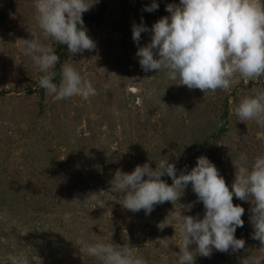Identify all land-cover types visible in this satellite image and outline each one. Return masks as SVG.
<instances>
[{"label": "rangeland", "instance_id": "rangeland-1", "mask_svg": "<svg viewBox=\"0 0 264 264\" xmlns=\"http://www.w3.org/2000/svg\"><path fill=\"white\" fill-rule=\"evenodd\" d=\"M153 2L158 10L144 11ZM89 3L94 5L82 18L97 48L73 55L43 37L34 0H0V264H12L9 257L20 253L27 264H100L80 253V240L125 244L148 264H178L180 216L202 219L205 213L191 185L179 201L192 203L191 211L165 202L150 215L133 213L120 204L122 193L111 190L116 170L131 173L145 163L155 169L154 160L166 159L179 175L205 156L231 190L237 171L232 160L246 154L250 169L256 157H264V123L241 122L234 112L253 88L264 90V78L204 94L167 79L164 71L141 69L136 53L151 33H142L138 46L133 25L143 18L151 28L170 15L166 6L179 0ZM32 35L61 58L52 69L55 83L67 62L92 81L97 95L57 101L41 88L44 73L23 51V40ZM162 179L172 184L170 177ZM233 203L245 209L244 226L235 233L246 241L245 248L213 250L210 257L198 255L196 264H241L242 257L253 264L264 255L252 239V205L235 197ZM170 213L169 227L161 231L157 225ZM162 238H168L167 248L156 242Z\"/></svg>", "mask_w": 264, "mask_h": 264}, {"label": "clouds", "instance_id": "clouds-1", "mask_svg": "<svg viewBox=\"0 0 264 264\" xmlns=\"http://www.w3.org/2000/svg\"><path fill=\"white\" fill-rule=\"evenodd\" d=\"M93 5L89 0H34L35 19L43 37L66 46L70 54L94 51L97 45L87 34L82 18ZM158 8V3L153 2L144 11L153 12ZM166 11L170 15L160 18L151 28L144 25L143 18L141 24L133 25L132 38L138 46L141 34L151 33L150 42L138 47L136 53L145 73L164 71L167 79L204 94L226 92L240 80L247 83L264 78V0H179V4H168ZM32 37L21 40L24 55L44 73L39 79L41 88L57 101L75 96L87 101L97 95L92 81L67 62L61 66L59 83H55L56 73L52 69L61 58L51 46ZM132 91L139 94L141 90L133 88ZM147 94L151 95V91ZM136 103H142L139 95ZM234 112L241 122L264 123V90L253 88ZM154 161L155 169L151 163L138 165L131 173L117 169L110 181L111 190L122 193L120 204L124 209L133 213L144 210L150 215L156 205L179 203L191 185L205 213L202 219L199 215L180 216L182 245L179 253H175L178 264H196L198 255L210 257L213 250L235 253L245 248L246 241L235 237L237 229L244 226L245 209L233 203L234 197L252 205L249 217L252 239L260 242L259 251L264 254V157H256L250 169L246 167V154L241 153L232 160L237 171L231 190L217 167L205 156L197 158L190 172L185 169L179 175L176 165L169 160ZM164 176L171 178V185L162 179ZM179 205L185 211L193 207L192 203ZM173 215L170 213L157 227L161 231L169 227V217ZM167 241L168 238H162L156 242L167 248ZM78 244L82 255L100 264H148L125 244L84 240ZM9 259L12 264H27L23 253ZM262 260L264 255L255 258L253 264H261ZM241 264H249L248 258L242 257Z\"/></svg>", "mask_w": 264, "mask_h": 264}]
</instances>
